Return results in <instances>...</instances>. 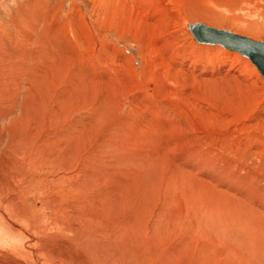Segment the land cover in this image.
Here are the masks:
<instances>
[{"label": "rangeland", "instance_id": "rangeland-1", "mask_svg": "<svg viewBox=\"0 0 264 264\" xmlns=\"http://www.w3.org/2000/svg\"><path fill=\"white\" fill-rule=\"evenodd\" d=\"M237 1L0 0L4 264H264V79L186 27Z\"/></svg>", "mask_w": 264, "mask_h": 264}, {"label": "bare ground", "instance_id": "bare-ground-1", "mask_svg": "<svg viewBox=\"0 0 264 264\" xmlns=\"http://www.w3.org/2000/svg\"><path fill=\"white\" fill-rule=\"evenodd\" d=\"M120 0H118V2H119ZM215 1H217V5L219 6V2L220 1H223V0H185V2H187L188 4H189V6H191L190 4L192 3V2H196L194 5L196 6V4H200V6L202 5V4H206V5H210V7H213V6H215ZM228 1H230V0H228ZM235 1H237V0H235ZM243 1V0H242ZM259 1L260 0H244L243 1V3L242 2H240L239 1V3L240 4H244L243 5V7L244 8H242L241 10V13L243 14V16L245 17V19H244V17H243V19H241V23H238V25H242V27L244 26V28H249V29H254V30H256V29H258V27H259V29L260 28H264V24H262L260 21H259V19L261 18V16L263 17V15H264V7L263 6H261V4H263L264 5V0H262V2H260L259 3ZM122 2V4H119L118 5V9H123L124 8V10L126 11V10H129V7H126V6H123V4L124 5H126L127 4V2H123V1H121ZM238 2V1H237ZM130 3V2H129ZM225 3H226V1H225ZM238 3V4H239ZM132 4V3H131ZM230 4V3H229ZM237 4V3H236ZM252 4H255L256 6H253V10H251L252 8H250V6H252ZM128 5H130V4H128ZM198 7V6H197ZM202 7V6H201ZM205 7V6H204ZM210 7H206L207 8V10H209V8ZM230 7V6H229ZM228 7V8H229ZM255 7V8H254ZM196 8V7H195ZM199 8V7H198ZM197 8V9H198ZM218 8V7H217ZM235 8H236V6H235ZM192 9V8H191ZM216 9V8H215ZM193 10V9H192ZM124 11V12H125ZM191 11V10H190ZM199 11H201V9L199 10ZM219 11H217V13H218ZM127 13V12H126ZM195 13V12H194ZM202 13H203V10H202ZM211 13V12H210ZM220 13V12H219ZM241 14V15H242ZM201 15V14H200ZM239 15V14H238ZM211 16H212V14H211ZM218 16V15H217ZM227 16V15H226ZM195 17H196V15H195ZM215 17V16H214ZM219 17H220V14H219ZM255 17H257L256 19H254ZM264 18V17H263ZM236 23V22H235ZM238 27H240V26H238ZM247 31H249V30H247ZM257 33V32H256ZM255 34V33H254ZM206 45H213V44H206ZM228 51V50H227ZM225 55V54H224ZM227 55V54H226ZM240 58V57H239ZM228 59L229 58H227L226 56L225 57H223L222 59H221V63H222V65L223 66H228L229 64H228ZM234 59H237V56L234 58ZM233 59V60H234ZM241 59V58H240ZM238 60V59H237ZM236 60V61H237ZM233 62V61H232ZM234 63V62H233ZM246 64H247V62H246ZM231 65V64H230ZM247 66H248V64H247ZM230 67V66H229ZM246 67V66H245ZM235 71L236 72H240L241 73V71H242V69H236L235 68ZM239 74V73H238ZM242 76V75H241ZM170 85V84H169ZM6 106V105H5ZM12 111V110H11ZM2 117H4V115L3 114H1V118ZM2 139H3V136L0 134V145L2 144ZM3 146V145H2ZM0 154H2V152L0 153ZM4 154V153H3ZM1 166H3V163H2V156L0 155V168H1ZM19 213V212H18ZM17 213V214H18ZM20 215V214H19ZM4 217V216H3ZM17 219V221L16 222H18V223H16V224H18V225H16L15 224V222L13 221V228L14 229H16L17 231L19 230V231H21V232H23V233H27V231H25V227L27 228V229H29L30 231H31V233L29 232V233H27L28 234V236H29V239H28V242L27 243H25L26 245V248H27V250H29V252L30 253H32L33 254V257L32 258H34L35 260H37V262H38V264H47V263H44L45 261H47V260H45L44 258H49V257H51L50 255H49V253L50 252H52V251H45V250H42V251H40L39 250V254H41V256H42V258H39L36 254H35V252H36V248H37V246H38V242L40 241V240H42L43 242H46V240H47V238H44V236L43 235H46V233L47 232H44V231H42V229H41V231L42 232H40V230L38 229V228H36L35 226H34V224H36V223H32V224H29L28 223V220H27V218H16ZM31 220H33V219H31ZM34 221V220H33ZM12 223V222H11ZM39 224V223H38ZM38 224H36V226L38 225ZM39 226V225H38ZM16 227V228H15ZM24 229H23V228ZM47 227V226H46ZM72 228V227H71ZM45 229V228H44ZM55 229V228H54ZM49 230V229H48ZM51 231V230H50ZM56 231V230H55ZM56 232H58V231H56ZM42 233H43V235H42ZM51 235V234H50ZM52 238V237H51ZM63 238H65V237H63ZM62 238V239H63ZM81 238V237H80ZM61 239V240H62ZM39 240V241H38ZM53 240V239H52ZM41 241V242H42ZM51 241V240H50ZM82 242V241H81ZM40 243V242H39ZM75 243V242H74ZM78 243V242H77ZM47 244V243H46ZM52 244V243H51ZM45 244H43V245H40L42 248L43 247H45L44 246ZM64 245H66V244H64ZM67 246V245H66ZM78 246H80V245H78ZM56 247V246H55ZM75 247V246H74ZM83 247V246H82ZM79 248V247H78ZM78 248H76V250L78 249ZM83 248H85V247H83ZM87 248V247H86ZM86 248L84 249V250H86ZM101 248V247H100ZM45 249V248H44ZM54 249V248H53ZM81 249V248H80ZM68 251V250H67ZM25 252V251H24ZM28 252V253H29ZM29 253V254H30ZM38 253V252H37ZM68 253V252H67ZM71 253V252H70ZM6 254V253H5ZM64 254V253H63ZM63 254H58L57 252H55V257L52 255V257H54V259H56V262H54L53 260L52 261H50L52 264H72V261L71 262H68V259L69 258H66L65 256H63ZM83 255V254H82ZM70 256H71V254H70ZM85 256V255H84ZM3 258V257H2ZM4 258H7V257H5L4 256ZM52 259V258H51ZM5 260V259H4ZM4 260H0V264H4ZM50 263V264H51ZM25 264V263H24Z\"/></svg>", "mask_w": 264, "mask_h": 264}, {"label": "water", "instance_id": "water-1", "mask_svg": "<svg viewBox=\"0 0 264 264\" xmlns=\"http://www.w3.org/2000/svg\"><path fill=\"white\" fill-rule=\"evenodd\" d=\"M187 30L198 44H213L247 58L264 79V42L215 29L203 23H188Z\"/></svg>", "mask_w": 264, "mask_h": 264}]
</instances>
